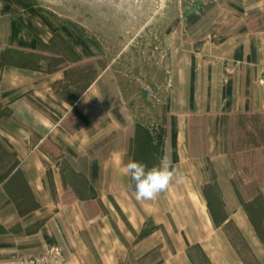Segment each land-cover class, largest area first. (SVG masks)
<instances>
[{
  "label": "crops",
  "instance_id": "0c3cea01",
  "mask_svg": "<svg viewBox=\"0 0 264 264\" xmlns=\"http://www.w3.org/2000/svg\"><path fill=\"white\" fill-rule=\"evenodd\" d=\"M14 2L0 0V146L14 155L0 171V264H199L196 251L246 264L230 226L264 264L223 138L228 117L264 115V0L204 1L188 16L159 154L112 66L74 96L65 69L31 61L54 38L82 63L102 61L93 38L37 0ZM130 158L173 172L155 200L135 199Z\"/></svg>",
  "mask_w": 264,
  "mask_h": 264
},
{
  "label": "rangeland",
  "instance_id": "374dc122",
  "mask_svg": "<svg viewBox=\"0 0 264 264\" xmlns=\"http://www.w3.org/2000/svg\"><path fill=\"white\" fill-rule=\"evenodd\" d=\"M16 1L12 5L34 4V0ZM204 1L212 0H37L35 5L49 9L62 24L74 26L81 37L84 33L92 37L104 58L82 63L61 38H54L50 45H42L31 61L47 71L65 69L72 86L64 91L74 96L95 78L100 67L112 66L126 89L138 129L155 144L152 153L159 154L171 60L176 55L172 46L181 47L183 33L191 26L188 16L201 9ZM223 138L234 160V181L242 204L250 206L264 236V115L228 117ZM11 160L0 152V171H5ZM230 233L247 261L257 264L234 227L230 226ZM196 257L199 264H207L200 252L196 251Z\"/></svg>",
  "mask_w": 264,
  "mask_h": 264
},
{
  "label": "clouds",
  "instance_id": "9594fccd",
  "mask_svg": "<svg viewBox=\"0 0 264 264\" xmlns=\"http://www.w3.org/2000/svg\"><path fill=\"white\" fill-rule=\"evenodd\" d=\"M124 174L133 182L129 186L133 188L137 201L155 200L173 179V172L163 161L159 166L147 169L144 163L130 158L124 165Z\"/></svg>",
  "mask_w": 264,
  "mask_h": 264
},
{
  "label": "trees",
  "instance_id": "16d2710c",
  "mask_svg": "<svg viewBox=\"0 0 264 264\" xmlns=\"http://www.w3.org/2000/svg\"><path fill=\"white\" fill-rule=\"evenodd\" d=\"M7 113V112H6ZM0 152H2L3 154H6V155H8V156H10V157H12V158H14V155L13 154H10V153H8V152H6L1 146H0ZM230 154V153H229ZM230 157L232 158V156H231V154H230ZM232 163H233V165H234V160H233V158H232ZM236 185V184H235ZM237 188V187H236ZM262 188H264V186H262ZM262 188H259V194H262ZM250 199V198H249ZM250 201H252V200H250ZM250 203V202H249ZM244 204V203H243ZM252 204V203H251ZM247 208V211H248V214H249V216H250V219L252 220V223H253V225H254V227H255V229H256V231L258 232V234H259V236H260V238L262 239V241L264 242V236H263V234L261 233V230L259 229V227H258V225H257V221H256V218L254 217V215H253V212H252V210L250 209V206L249 207H246ZM236 231H237V233H238V236H239V238L243 241V243H244V245H246V247L248 248V245H247V243L245 242V240H244V238L242 237V235L240 234V232L236 229ZM232 235V234H231ZM232 238L234 239V241L236 242V238L232 235ZM236 245H237V243H236ZM249 249V248H248ZM250 250V249H249ZM241 252V251H240ZM251 252V251H250ZM242 253V252H241ZM251 255H252V253H251ZM252 258H254V261L257 263V264H260L257 260H256V258L252 255ZM244 260H245V263L246 264H250V262H248L247 261V259L244 257Z\"/></svg>",
  "mask_w": 264,
  "mask_h": 264
}]
</instances>
